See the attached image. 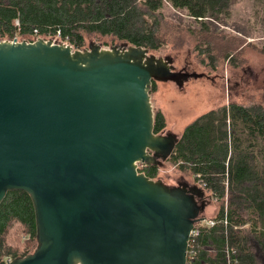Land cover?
<instances>
[{"label": "water", "instance_id": "1", "mask_svg": "<svg viewBox=\"0 0 264 264\" xmlns=\"http://www.w3.org/2000/svg\"><path fill=\"white\" fill-rule=\"evenodd\" d=\"M186 79L142 47L0 40V205L27 193L38 243L6 264H188L205 190L138 169L179 140L155 133L153 81Z\"/></svg>", "mask_w": 264, "mask_h": 264}, {"label": "trees", "instance_id": "2", "mask_svg": "<svg viewBox=\"0 0 264 264\" xmlns=\"http://www.w3.org/2000/svg\"><path fill=\"white\" fill-rule=\"evenodd\" d=\"M166 4L200 25L196 39L209 45L201 49L203 56L235 51L230 44L235 38L212 33L207 22L229 18L232 0H0V40L58 38L75 50L99 41L104 47L125 44L156 52L186 31L166 18ZM166 126L157 112L155 133ZM178 138L169 160L220 208L215 226L195 238L188 264H264V99L200 115ZM138 169L153 180L159 176V166ZM37 245L32 199L9 192L0 205V264L32 254Z\"/></svg>", "mask_w": 264, "mask_h": 264}, {"label": "rangeland", "instance_id": "3", "mask_svg": "<svg viewBox=\"0 0 264 264\" xmlns=\"http://www.w3.org/2000/svg\"><path fill=\"white\" fill-rule=\"evenodd\" d=\"M232 5L229 18L222 22H207L212 33L235 38L230 42L235 51H217L208 58L209 53L207 57L201 54V49L209 47L207 41L196 39V34L201 31L197 21L187 12L166 4L163 10L166 18L186 31L182 30L181 36H174L173 40L150 53L158 58H172L177 71L187 69L192 76L182 86L176 82H156L154 89L151 88L154 113L160 111L166 120L164 134L180 137L185 127L200 115L232 102L264 99V0H232ZM55 40L61 42L58 38ZM93 42L104 50L112 48L104 47L99 41ZM223 44V41H216V45ZM159 167L156 180L169 186L196 185L191 176L181 172L170 160ZM206 196L210 197L208 192ZM208 204L203 217L213 220L220 208L211 197Z\"/></svg>", "mask_w": 264, "mask_h": 264}, {"label": "built area", "instance_id": "4", "mask_svg": "<svg viewBox=\"0 0 264 264\" xmlns=\"http://www.w3.org/2000/svg\"><path fill=\"white\" fill-rule=\"evenodd\" d=\"M53 41L55 42L56 40L53 39ZM28 42H32V41H28ZM225 223H227V222L225 221ZM215 224H216V221L214 219L213 220H209V219H206V218L204 220H202L201 222L196 224L194 230L192 231L190 242H189V250H188V259L189 260H188V263H189L190 260H193V256L195 255V252L193 250V245L195 243V238L200 233V230L201 229H210V228L214 227ZM9 262H11V261H8L7 263H9Z\"/></svg>", "mask_w": 264, "mask_h": 264}, {"label": "flooded vegetation", "instance_id": "5", "mask_svg": "<svg viewBox=\"0 0 264 264\" xmlns=\"http://www.w3.org/2000/svg\"><path fill=\"white\" fill-rule=\"evenodd\" d=\"M187 69H182V70H180V71H177L176 70V72H180L181 74H186V76L188 77V78H190V76H192V74L190 73V72H188V71H186ZM181 184H184V183H179L177 186H180ZM197 186V185H196ZM173 187H175V186H173ZM197 200H198V202H199V204L201 205V204H203V202H205V206H206V208H207V206H209V204H208V202H209V200H210V197L208 196L207 198H206V200L205 201H203L202 199H200V198H197ZM206 208H205V210H206ZM205 212V211H204ZM204 212L202 213V215L201 216H203V214H204Z\"/></svg>", "mask_w": 264, "mask_h": 264}, {"label": "bare ground", "instance_id": "6", "mask_svg": "<svg viewBox=\"0 0 264 264\" xmlns=\"http://www.w3.org/2000/svg\"><path fill=\"white\" fill-rule=\"evenodd\" d=\"M19 41V40H18ZM53 41V40H52ZM19 42H21V41H19Z\"/></svg>", "mask_w": 264, "mask_h": 264}]
</instances>
